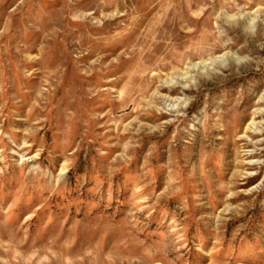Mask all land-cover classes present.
Wrapping results in <instances>:
<instances>
[{"label":"rangeland","instance_id":"374dc122","mask_svg":"<svg viewBox=\"0 0 264 264\" xmlns=\"http://www.w3.org/2000/svg\"><path fill=\"white\" fill-rule=\"evenodd\" d=\"M0 264H264V0H0Z\"/></svg>","mask_w":264,"mask_h":264}]
</instances>
